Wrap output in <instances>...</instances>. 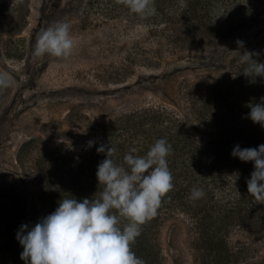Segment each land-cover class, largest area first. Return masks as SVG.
I'll use <instances>...</instances> for the list:
<instances>
[{
	"label": "trees",
	"instance_id": "obj_1",
	"mask_svg": "<svg viewBox=\"0 0 264 264\" xmlns=\"http://www.w3.org/2000/svg\"><path fill=\"white\" fill-rule=\"evenodd\" d=\"M96 2L89 0L87 8ZM185 2L187 7L181 8L179 0H155L157 15L144 19L116 0H107L105 5L109 13L142 22L154 36L159 58L166 52L209 48L231 39L244 41V47L231 54L218 74L182 80L185 115L161 104L133 105L99 117L73 108L68 119L77 130L74 141L33 136L22 142L17 153L20 170L0 172V264H25L16 235L22 224L32 227L39 221L40 205L52 213L62 198L82 201L99 196L104 186L98 183L97 166L106 156L96 149L110 141L116 148L117 164L123 163L132 147L145 155L159 138L172 146L167 163L174 188L132 244L146 264H168L162 248L163 227L166 219L181 214L187 217L186 243L196 264L247 260V241L234 239L236 230L259 238L264 245V204L255 203L246 182L254 162L231 154L237 144L241 148L264 144V127L245 118L250 112L247 104L264 97V77L252 82V77L242 73L247 65L240 61L242 52L248 50L259 53L253 59L264 63V0ZM28 13L25 0H0V20L14 30L25 27ZM128 71L125 68L117 74ZM7 91L0 89V105ZM90 140L95 143L89 148ZM193 186L204 189L203 198L188 199ZM126 222L121 218V226ZM254 264H264V255Z\"/></svg>",
	"mask_w": 264,
	"mask_h": 264
},
{
	"label": "rangeland",
	"instance_id": "obj_2",
	"mask_svg": "<svg viewBox=\"0 0 264 264\" xmlns=\"http://www.w3.org/2000/svg\"><path fill=\"white\" fill-rule=\"evenodd\" d=\"M87 2L25 0L29 15L22 30L0 20V70L13 81L0 105V172L20 170L17 153L30 137L74 141L77 130L68 119L73 108L99 117L133 105L161 104L185 115L182 80L218 74L240 48L231 39L209 48L166 52L159 58L154 36L142 22L109 13L107 0L91 9ZM57 21L71 25V55L33 57L36 34ZM125 68L129 71L117 74ZM48 214L40 205L38 220ZM186 221L182 214L165 220L162 248L168 264H196L186 243ZM245 233L236 230L232 237L247 241L250 256L240 263L254 264L264 255V245Z\"/></svg>",
	"mask_w": 264,
	"mask_h": 264
},
{
	"label": "clouds",
	"instance_id": "obj_3",
	"mask_svg": "<svg viewBox=\"0 0 264 264\" xmlns=\"http://www.w3.org/2000/svg\"><path fill=\"white\" fill-rule=\"evenodd\" d=\"M130 13L148 18L157 15L155 0H116ZM179 6L186 8L185 0ZM71 25L57 21L35 36L33 57L48 54L68 58L73 49ZM240 48L242 40L236 41ZM259 53L245 50L240 57L247 65L245 76L264 77V63L253 59ZM7 73H0V89L11 87ZM250 112L245 118L264 127V97L259 103L249 102ZM94 141H88L92 147ZM97 153L106 158L97 166V178L103 190L95 198H62L54 212L42 217L34 226L22 224L16 238L23 246L20 258L25 264H146L132 250V244L141 235L142 226L157 215L162 198L174 188L173 175L167 163L172 146L166 138L157 139L145 155L132 147L123 157V163L114 160L113 144H101ZM233 157L254 162V171L247 179L248 193L255 203L264 204V144L241 148L237 144ZM125 165L127 167H125ZM204 189L193 186L188 199L203 198ZM121 218L127 222L121 226Z\"/></svg>",
	"mask_w": 264,
	"mask_h": 264
}]
</instances>
